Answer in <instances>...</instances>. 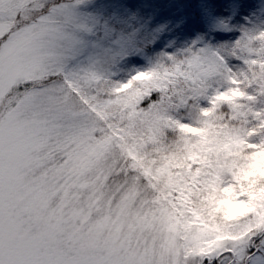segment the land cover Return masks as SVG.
Masks as SVG:
<instances>
[{
    "label": "snow or ice",
    "instance_id": "snow-or-ice-1",
    "mask_svg": "<svg viewBox=\"0 0 264 264\" xmlns=\"http://www.w3.org/2000/svg\"><path fill=\"white\" fill-rule=\"evenodd\" d=\"M0 264H264V0H0Z\"/></svg>",
    "mask_w": 264,
    "mask_h": 264
}]
</instances>
